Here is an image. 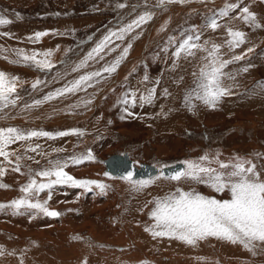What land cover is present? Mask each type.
Masks as SVG:
<instances>
[{
    "label": "rangeland",
    "instance_id": "1",
    "mask_svg": "<svg viewBox=\"0 0 264 264\" xmlns=\"http://www.w3.org/2000/svg\"><path fill=\"white\" fill-rule=\"evenodd\" d=\"M259 2L262 4L264 0ZM119 4L126 6L120 8L117 6ZM227 4H237L239 7L229 11L227 17L235 18L233 22L236 23L234 26L228 25L224 29L225 33L227 34L228 28L237 30L240 27L239 31L245 33V36H251L250 41L253 35L259 37L260 30H264V20L258 19V16L261 18L258 11L249 9L248 0H205L203 3L200 0H192L191 3H166L163 6H158V0H0V17L11 21L9 24L0 25V33H7L0 35V72L6 73L9 77H18L22 82V87L18 88L21 100L16 107L9 106L0 112V127L47 131L53 134L72 130L83 133L57 136L55 139H34L32 143H39L41 149L50 155L43 157L28 153L27 155H34L35 160H39L40 163L25 158L21 161V171L27 173L29 168L38 171L48 167L49 159L65 160L72 156L84 155L90 149L95 160L78 165L69 163L66 170L77 179L96 180L107 185L103 194L94 186L91 191H86L69 185H56L52 190V199L48 207L58 210L61 213L59 217H47L42 213L27 212L23 209L22 215L15 214L11 208L0 210V247L4 249V254L0 257L8 255L9 263L8 261L5 263L14 264L12 259L15 257L19 260L15 264H21L22 259V264H106L104 260L109 254L122 253L125 258L132 257L131 259H138L139 262L144 261L143 264L145 262L150 264L145 259L140 261V254L138 256L135 254L134 248H139V244L134 226L138 225L145 231V228L154 224L149 213L154 207L155 198L173 192L176 187H181L185 191L195 189L203 195L217 199L230 198L227 191L217 193L204 184L190 181H181L177 184L161 178L160 175L134 180L154 181L137 191L127 180L108 172L105 160L113 154L129 152L137 164L145 162L157 166L196 160L205 154L210 156L219 154L223 161L238 156L256 163L258 169L264 166V108L261 109V106L255 108L249 104L250 101L246 103L249 106L240 107L239 103L228 105L233 108L221 104L225 97L215 108H210L196 99H192L189 105L185 97L195 87L193 79L185 87L180 86L181 89H178L175 97L172 96L175 100L177 98V102L174 104L175 107L169 108L168 111L162 109L154 112L151 108L148 110L149 104L136 111L135 108H130L131 103L128 105L122 103L124 99L130 100L141 91L147 95L153 88L156 96L157 87L154 84L157 83L154 80L160 72L162 66L160 58L166 49L175 45L174 49L177 50L179 42L188 34H193V29L195 34H199V31L208 25L210 18L215 17L217 22L224 20L225 17L219 13ZM243 7H247L255 15L261 27L245 23L238 18ZM145 11L152 13V20L156 14L157 27H154L155 24L150 30L146 26L152 21L149 20L126 36L123 41H116L119 47L106 56L105 61L100 63L90 61L88 68L78 72L72 71L109 31L123 27ZM223 24L222 21L220 26ZM12 27L20 31L14 35ZM37 32H47L48 35L41 37L39 41L29 39ZM141 34L149 35L144 38ZM170 37L175 39V44L170 42ZM140 41H143L141 45L146 43L147 47L136 46ZM12 42H15V45L12 46ZM258 42L259 44L254 46L264 55V40L260 42L259 39ZM129 43L132 46L117 70L111 75L105 73L106 78H100L99 83L93 81V87L24 110L25 104L42 99L46 94L63 87L85 72L97 70L103 64L113 62ZM42 46L43 52L50 47L49 59L55 66L51 71L40 70L31 63L13 62L19 59L15 50L22 49L27 54L43 53L40 50ZM171 52L168 49L166 54ZM232 54L236 55L234 52ZM127 66H131L129 70H126ZM259 66L252 82L255 81L254 87L258 86L256 89L262 90L263 93L264 56ZM139 70L143 73L139 79L142 80L141 85L137 89L133 84L129 85V81L131 79L133 81L136 75H141L138 74ZM153 76V81H150ZM235 77L237 79L239 76ZM36 80L42 83L34 90L31 85ZM236 81L237 86L234 88L240 93L246 81L240 78ZM166 97L169 98V94H165L164 99H167ZM85 101L91 102L86 104ZM111 101V108L105 109L104 106ZM46 106L51 108L47 109ZM126 108L135 115H127ZM54 116L67 118H63L64 122L60 123L59 118L57 122ZM122 116L124 119H121ZM168 119L174 121V124L164 129L155 126L156 122L161 124ZM89 121L93 122L90 123L92 127L90 124L85 127L84 124ZM11 147L19 149L20 145ZM53 149L64 151L53 152ZM21 154H24L22 149ZM28 179V175L14 172L9 166L8 171L0 177V184L8 186L0 188V203L9 204L19 198L20 188ZM39 199L41 201L47 199V190L40 194ZM24 229L27 232H24ZM99 232L100 234H97ZM85 242H89L87 245L91 247L84 245ZM257 244L259 245L253 248L261 247V243ZM143 247L148 257L163 255V252L154 248L155 246ZM8 248L13 251L16 249L18 252L9 254ZM92 250L93 254H97V251L100 253L98 255L102 262L91 254Z\"/></svg>",
    "mask_w": 264,
    "mask_h": 264
},
{
    "label": "snow or ice",
    "instance_id": "2",
    "mask_svg": "<svg viewBox=\"0 0 264 264\" xmlns=\"http://www.w3.org/2000/svg\"><path fill=\"white\" fill-rule=\"evenodd\" d=\"M192 0H158V6L166 3H191ZM201 3L205 0H200ZM120 8L124 4L117 5ZM237 4H227L219 15L227 17L229 11L238 8ZM241 15L238 17L245 23L261 27L257 23L255 15L247 7H243ZM152 19V13L145 11L137 16L123 27L114 31H109L96 45L87 53V55L73 67V72L88 67L89 62L100 63L105 61L106 56L115 52L119 47L116 41H123L126 36L133 33L137 28ZM11 23L10 20L0 17V25ZM212 30L220 27L215 17L210 18L207 25ZM163 31V29H161ZM7 35V33H0ZM48 35L47 32H37L34 39L39 41L41 37ZM227 35L230 37L226 41L227 48L231 51L245 43V33L239 30L227 29ZM200 36L188 34L177 45L175 56L177 59L195 58L198 52H204L206 55L200 58V65L197 71L192 73L195 87L190 90L185 97L186 103L191 105V100L196 99L204 105L215 108L219 101L227 95H231L230 87L225 84L226 79L234 80L235 77L226 72L225 69L229 64L244 58L243 55H233L231 59H224L221 49L222 44L217 43H198ZM171 43H176L174 38L170 37ZM131 43L123 48L122 53L111 63H105L101 68L85 72L78 78L65 84L63 87L56 89L43 96L42 99L34 100L31 104H25L24 110L38 107L46 102L64 97L69 94H76L81 90H87L93 87V81L100 82V78H106L105 73L111 75L117 70L121 61L126 57ZM16 55L19 59L14 63H31L40 70L51 71L55 66L49 59L50 51L43 53L32 52L25 53L22 49H17ZM248 48L247 52H252ZM244 71H247L245 68ZM182 79V78H181ZM42 83L36 80L31 87L35 90ZM22 87V82L18 77H9L6 73L0 72V112H3L9 106L16 107L21 97L18 94V88ZM167 94V90H165ZM155 97V89L148 91L147 95H140L139 101L141 106L151 104ZM91 101H85L90 103ZM123 104L131 103L132 107L136 106L137 97L133 95L131 99H124ZM129 116L135 114L125 109ZM121 119H124L122 116ZM83 135L77 130L64 131L59 133H50L47 131H24L16 127H0V177H2L11 166V170L17 173L29 176L28 182L21 186V196L12 200L9 204L0 203V210L11 208L15 214H23L22 209L27 212L35 211L37 214L42 213L47 217H59L60 212L50 210L49 201L52 199V190L56 185H69L75 188H83L91 191L93 186L98 188L103 194L107 185L96 180L77 179L69 174L66 169L69 163L73 165L81 164L85 161L95 160L94 155L89 149L86 154L81 156H72L65 160H48V167L38 171L28 169L27 173L21 171V161L25 158L35 160L34 155L48 157L50 153L44 152L39 143L33 144L32 141L38 138L55 139L57 136ZM19 144V149H13L11 146ZM21 149L24 154H21ZM64 151V149H53V152ZM259 156V154H258ZM14 158V159H13ZM184 167L176 170L171 174L160 172V177L179 184L181 181H190L197 184H204L217 193L227 191L230 194L228 199H217L206 196L195 189L185 191L181 187H176L173 192L165 194L163 197L155 198L154 207L149 213L150 218L154 221L151 227L145 228L153 238L167 237L181 241L190 246H196L199 241L208 238L225 240L230 243H239L244 248L252 250L256 243L264 244V166L258 169L257 164L251 160L241 157H234L229 161L220 159L219 154H205L196 160H185L182 162ZM215 165V166H214ZM107 175V174H106ZM127 180L137 190L149 186L154 181H134L133 173L129 172L127 176L122 177ZM7 185L0 184V188H7ZM47 190V199L41 201L39 196ZM80 239L79 237H75ZM4 254V249L0 247V255ZM11 254V253H9ZM22 264V262H21ZM146 264V262H145Z\"/></svg>",
    "mask_w": 264,
    "mask_h": 264
},
{
    "label": "bare ground",
    "instance_id": "3",
    "mask_svg": "<svg viewBox=\"0 0 264 264\" xmlns=\"http://www.w3.org/2000/svg\"><path fill=\"white\" fill-rule=\"evenodd\" d=\"M250 1V6L251 8L254 9V11H258V14L261 16V19L263 18L264 19V4H259L260 0H249ZM156 15V14H155ZM155 15L153 16L154 20H152L151 22L149 21L148 24H146L147 27L150 28H153L154 27H157L158 24H157V19L155 17ZM158 18H160V16L158 15ZM233 19L235 18H232V17H225L223 22L224 24L222 26H220L219 28L215 29V30H208V29H205L203 27V32H204V35L206 36H209V38L211 39L212 43H217V44H222L224 45V47L221 49V52L224 54V57L228 56V57H231L233 56L232 52H230V50L227 48V44H226V41L229 40L230 38L228 37V35L225 33L226 31L224 29H226V27L228 25H233L236 23L233 22ZM233 23V24H232ZM238 24V23H237ZM63 25V24H62ZM204 26V25H203ZM237 27V26H236ZM13 28V27H12ZM12 34H16V32H19L20 30L18 28H16L14 30V28L12 29ZM149 29H147L149 31ZM202 29V28H201ZM240 29V27H239ZM237 28V30H239ZM10 30V31H11ZM141 30V29H140ZM151 30V29H150ZM142 31H144V29H142ZM146 31V30H145ZM201 31V30H200ZM141 33V31H139ZM146 33V32H145ZM150 34V32H149ZM149 34H141L142 37L144 38H147L146 36H148ZM205 38V36H204ZM209 40V39H208ZM257 40V39H256ZM148 41V40H147ZM201 41V39H200ZM210 41V40H209ZM143 41H140L137 43L136 46H139L142 44ZM149 42V41H148ZM15 42H12V46L15 45L14 44ZM51 43V42H50ZM202 44L203 43H208L205 39H203V41L201 42ZM146 44V43H145ZM141 45L142 47L145 45ZM49 46V44H47ZM145 47H147V45H145ZM144 47V48H145ZM43 49V46L42 48H40V50L43 52L44 50ZM48 51L50 50V47H48L47 49ZM46 50V51H47ZM53 50V48H52ZM143 50V49H142ZM138 51V50H137ZM170 51H173V48H171ZM135 52V51H134ZM140 52V51H139ZM142 52V51H141ZM140 54V53H139ZM198 54H202V52H198ZM204 54V52H203ZM136 55V54H134ZM133 55V57H134ZM196 55V56H197ZM162 59H163V64L165 65V67L160 70V72L158 73V75L155 76V80L154 82H156L157 84H154L157 88V95L154 97L155 99L153 100V102L151 104H149V108L148 110L151 108L152 110L155 111H161L162 109H165L166 111H168L169 108L171 107H175L174 104L177 102V98L176 100L172 97L178 93V89H181L180 86H177L172 84L173 83V75L175 73H181V74H192V72H194L195 70L198 69L199 67V62L200 61V58L198 60V58H188V59H185L183 58L182 56V59H178V60H175V61H172L170 62V60L174 59L175 58V55L174 54H171V53H168L166 54L163 53L162 55ZM51 57V56H50ZM136 57V56H135ZM200 57V56H199ZM132 58V57H131ZM170 58V59H169ZM195 59V61L193 60ZM259 59V57H258ZM161 61V60H160ZM128 62V61H127ZM126 62V63H127ZM3 63V62H2ZM1 65H4L2 64ZM5 66V65H4ZM125 67V66H124ZM128 67V66H127ZM131 67V66H129ZM129 67L126 68V70H129ZM88 68V67H86ZM126 70L124 69V71L126 72ZM81 71V70H79ZM231 72V71H229ZM234 72H237V71H234ZM233 73V72H232ZM134 76V75H133ZM234 76V74H233ZM140 77H142V75H136V77L133 79V81L131 80V84H133L134 86L137 87V89L139 88V86L141 85V81H139ZM156 77H158V80H156ZM248 77V76H247ZM154 79V76L152 77V79L150 81H153ZM183 79V78H182ZM187 79H189V77H187ZM160 80H162V83L164 82V84H159ZM192 80V79H191ZM188 81V80H187ZM228 81V80H227ZM148 82V81H147ZM175 82V81H174ZM171 83V84H170ZM233 83V82H232ZM188 84V83H187ZM256 84V83H255ZM229 86V84H227ZM133 86V87H134ZM110 87V86H109ZM258 87V86H257ZM256 87V88H257ZM141 88V87H140ZM233 88V87H232ZM144 89V88H143ZM258 89V88H257ZM104 90V89H103ZM109 90V89H108ZM165 90H167V94H169V98L167 99H164V96H165ZM139 91H141L139 89ZM144 91V90H143ZM262 91V90H261ZM261 91H255V95L252 96L253 98V102L251 105H253V107L255 108H258V106H261V109L264 108V92L262 93ZM103 92V91H102ZM181 93V92H180ZM237 93V92H236ZM144 95V93L141 92H138L136 94V97H137V103H136V106L133 107V109L135 108L136 111H138V109L142 110L143 108L146 107L147 104H144L143 106H141V102L139 101V95ZM138 95V96H137ZM177 97V96H176ZM243 97V95H242ZM248 98V97H247ZM81 100V99H80ZM236 100V99H235ZM66 101V100H65ZM63 101V104L64 102ZM68 101V99H67ZM72 101V100H71ZM73 102V101H72ZM99 102V101H98ZM251 102V101H250ZM67 103V102H66ZM65 103V104H66ZM231 105H236V104H232L230 102ZM52 105V104H51ZM54 105V104H53ZM52 105V106H53ZM110 105H112V101L108 104H106V106H104L105 109H109ZM239 105V104H238ZM177 106V105H176ZM226 106V105H225ZM103 107V106H102ZM227 107V106H226ZM22 108V107H21ZM47 109H50L51 107L50 106H46ZM111 108V107H110ZM132 108V106L130 107ZM229 108H233V106H230ZM41 109V108H39ZM146 110V109H145ZM151 110V111H152ZM176 110V109H175ZM105 111V110H103ZM36 112V111H35ZM145 112V111H144ZM153 112V111H152ZM153 112V113H154ZM157 112V113H158ZM174 112H177V111H174ZM104 113V112H103ZM140 113V112H139ZM259 113V112H258ZM44 114V113H43ZM48 114V113H47ZM144 114V113H143ZM155 114V113H154ZM176 114V113H175ZM36 115V114H35ZM155 116V115H154ZM176 116V115H175ZM36 117V116H35ZM56 117V121L58 120L57 118H59V122H64L63 118H67L66 116H62V117H58V116H54V118ZM106 117V116H105ZM158 117V116H157ZM168 118V117H167ZM173 118V117H172ZM153 119V118H152ZM161 119V118H160ZM171 119V118H170ZM175 119V118H174ZM181 119V118H180ZM103 120V119H102ZM139 120V119H138ZM57 121V122H58ZM97 121V120H96ZM159 121V120H158ZM162 121V120H161ZM174 121L171 122V120L168 119V121H163L161 124H158L156 122L155 126H157L158 128H161V129H164L166 127H169L172 125ZM177 122V121H176ZM90 123L93 124V122H87L85 123V127H87ZM146 123V122H145ZM150 123V122H149ZM153 124V122H151ZM174 124V123H173ZM154 125V124H153ZM91 126V124H90ZM92 127V126H91ZM60 141V140H58ZM55 144V143H54ZM125 153H128L129 152H124V153H120V154H125ZM118 154V153H116ZM130 155V154H129ZM110 157V156H109ZM130 158L132 159L131 155H130ZM108 159V158H107ZM134 160V159H132ZM134 163L136 166L140 167V164H137L134 160ZM151 164V163H149ZM106 165V163H105ZM155 165V164H153ZM157 166V165H156ZM159 169L163 168L164 166H157ZM69 172V171H68ZM110 172V171H108ZM161 172V171H160ZM160 172L156 175H152V176H149V177H141V178H133V180H139V179H146V178H152L154 176H157V175H160ZM70 173V172H69ZM111 173V172H110ZM113 174V173H111ZM71 175H73L71 173ZM115 176H120V177H125V176H122V175H116V174H113ZM73 177H75L73 175ZM60 191V189H59ZM68 192V191H67ZM55 195V194H54ZM57 195V194H56ZM59 196V195H58ZM55 202V201H54ZM56 210V209H55ZM58 211V210H56ZM59 212V211H58ZM8 224V222H7ZM134 229H136V240H137V243L139 244V248H134L135 249V254L136 256H138L140 254V261L144 260L145 261H149L150 264H264V244H261V247H256V248H253L251 251L244 248L243 245L239 244V243H236V244H233V243H230L228 241H225V240H219V239H216V238H208V239H205L203 241H199L198 244L196 246H190V245H187L181 241H178V240H174V239H169L167 237H157V238H153V236L150 235V233H147L146 231H144L141 227H139L137 225L134 226ZM22 231V230H21ZM24 232H27L25 231L24 229ZM97 234H100L97 233ZM17 235V234H16ZM2 237V236H1ZM4 237V236H3ZM120 238V237H119ZM86 243V244H85ZM84 245H87L88 243L85 242ZM1 245V244H0ZM33 245V244H32ZM259 244H255V246H258ZM82 246V245H81ZM88 246V245H87ZM143 246H146V247H152V246H155L154 248L157 250V251H161L163 252V255H161V257H157V255L155 257H148L146 256V253H145V247ZM88 247H91V245H89ZM135 247V246H134ZM262 248V249H261ZM9 249V248H8ZM38 249V248H37ZM133 249V250H134ZM152 249V248H151ZM36 250V249H35ZM95 250V249H94ZM132 250V249H131ZM140 250V251H139ZM16 252H18V250H14ZM13 250H11V248L9 249V252L12 253L14 252ZM89 251H91V249L89 248ZM93 251V250H92ZM130 251V250H129ZM21 253V252H20ZM26 253V252H25ZM93 252H91V254H93ZM24 254V253H22ZM100 253H98L97 251V254H93L95 256L96 259H100L99 261L102 262V258L99 256ZM122 254V253H121ZM121 254H115V253H111L109 254V257L104 260L106 264H143V262H139L138 259H129V258H125L124 254L121 255ZM130 254V253H129ZM133 254V253H132ZM90 255V254H88ZM105 256V255H104ZM131 256V255H130ZM135 256V255H134ZM146 256V257H145ZM25 257V256H24ZM43 257V256H42ZM45 257V256H44ZM87 257V256H86ZM143 257V258H142ZM27 258V257H26ZM91 258V257H90ZM94 258V259H95ZM135 258V257H134ZM8 259V255L6 256H1L0 257V264H8L9 261L7 260ZM12 259V258H10ZM38 259V258H37ZM89 259V258H88ZM92 259V258H91ZM34 260V259H33ZM36 260V259H35ZM8 263H5L7 262ZM16 261H19L18 259H15V257H13L12 259V262L15 264ZM21 261V260H20ZM87 261V260H86ZM23 262V259L22 261ZM29 262V261H28ZM33 262V261H32ZM91 262V261H90ZM35 263V262H34ZM29 264V263H28ZM91 264V263H90ZM147 264V263H146Z\"/></svg>",
    "mask_w": 264,
    "mask_h": 264
},
{
    "label": "crops",
    "instance_id": "4",
    "mask_svg": "<svg viewBox=\"0 0 264 264\" xmlns=\"http://www.w3.org/2000/svg\"><path fill=\"white\" fill-rule=\"evenodd\" d=\"M58 1H61V0H58ZM248 3H250V1L248 0ZM262 4H264V3H262ZM248 5H250V4H248ZM249 9H252V11H254V9L253 8H251V6H250V8ZM159 19H161V16H160V18ZM258 19L259 20H261V21H263L264 19L262 18H259V16H258ZM223 20H221V21H218V23L220 24L221 22H222ZM77 24V23H76ZM75 24V25H76ZM239 25V24H238ZM65 26V25H64ZM204 28L205 29H208V30H211V28L210 27H208L207 25H205L204 26ZM254 31H252V33H253ZM258 32V31H257ZM199 36H200V39H201V41L199 40L198 41V43H201L202 41H203V39H205L207 42H211L212 43V41H211V39L209 38V36H206V35H204V32H203V29H202V31H199V34H198ZM204 36H205V38H204ZM263 37H264V30H260V36L258 37L257 35L256 36H252V40L250 41L249 39L251 38V36L249 35V36H245V43L244 44H241L239 47H237V48H235L234 50H231L230 52H234L236 55H243L244 56V58L243 59H241L240 61H236V62H234V63H231V65H229V67H227L226 69H225V71L226 72H228V73H230L232 76H233V74H234V77H235V75H238L239 77L236 79V77H235V79L234 80H232V79H226L225 80V84L227 85V84H229V87H230V90H231V95H227V96H224L225 97V99L222 101V105L224 106V107H230V106H228V105H231L230 104V102L232 103V104H236V103H239V105L238 106H240V107H242V105L244 106V105H247V106H249V104L251 105L252 104V102H253V98H252V96L253 95H255V91H257V89L254 87V83H255V81H253L252 82V80H253V78H254V76H255V74L257 73V70L259 69V65H260V62L262 61V57L264 56L263 54H261L260 53V50H259V48H256V46H254L255 44L257 45V44H259V39H260V42L261 41H263L264 39H263ZM210 41H209V40ZM257 39V40H256ZM250 44V45H249ZM173 46V49H174V46L175 45H172ZM171 48L172 47H168L167 49H166V51L165 52H167V50L168 49H170L171 50ZM248 48H252L253 49V51L252 52H247V49ZM174 51H176L175 49L171 52V54H174ZM164 52V53H165ZM264 53V52H263ZM175 55V54H174ZM204 55H206V53H204L203 54V52H202V54H198L197 56H200V57H198V60H199V58H201L202 56H204ZM232 57V56H231ZM231 57H228V56H226V57H224V59H231ZM258 57H259V59H258ZM180 59H182V57L181 58H179V60ZM160 60H161V62H163V59H162V57L160 58ZM175 60H178L177 59V57L175 56V58L174 59H172V60H170V62H172V61H175ZM241 63V64H240ZM123 66V65H122ZM165 67V65L162 63V66H161V69L160 70H162L163 68ZM247 69V71H244V69ZM141 69V68H140ZM198 70V69H197ZM197 70H195V71H197ZM229 71H231V72H229ZM233 71H237L236 73H234ZM119 72H120V70H119ZM233 72V73H232ZM142 70L140 71L139 70V73L138 74H141L142 75ZM193 73V72H192ZM248 76V77H247ZM187 77H189V79H187ZM181 78H183V79H181ZM240 78V80L242 79V80H245L246 82L243 84V88H241V90L242 91H240V93H236V92H238V89H236V88H234L235 86H237V81L236 80H238ZM131 79V78H130ZM172 79L175 81H173V83L172 84H174V85H176L177 84V86H180L181 85V87H185L186 85H188L190 82V80L192 79H194L193 78V75L192 74H181V73H175L174 75H173V77H172ZM132 80V79H131ZM188 80V81H187ZM228 80V81H227ZM233 82V83H232ZM188 83V84H187ZM131 83H130V81H129V85H130ZM159 84H164V82L162 83V80H160V82H159ZM171 84V83H170ZM253 84V85H252ZM183 85V86H182ZM228 86V85H227ZM233 87V88H232ZM254 87V88H253ZM244 90H246L245 92H243ZM242 95H243V97H242ZM248 97V98H247ZM236 99V100H235ZM248 101H251L250 103L248 102ZM249 103V104H246V103ZM226 105V106H225ZM252 106V105H251Z\"/></svg>",
    "mask_w": 264,
    "mask_h": 264
},
{
    "label": "water",
    "instance_id": "5",
    "mask_svg": "<svg viewBox=\"0 0 264 264\" xmlns=\"http://www.w3.org/2000/svg\"><path fill=\"white\" fill-rule=\"evenodd\" d=\"M105 163L107 165L108 171H110L111 173L127 176L129 172H132L133 178L149 177L158 174L161 170H163L167 174H171L172 172L180 170L184 167L182 161L175 162L171 165H166L161 169H159L156 165L145 162L141 163L140 167H138L135 165L134 160L130 158V155L128 153L113 154L105 160ZM69 174L71 175V173Z\"/></svg>",
    "mask_w": 264,
    "mask_h": 264
}]
</instances>
